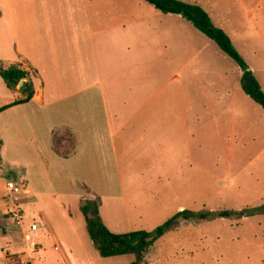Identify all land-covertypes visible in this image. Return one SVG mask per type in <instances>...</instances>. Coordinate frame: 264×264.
Masks as SVG:
<instances>
[{
    "label": "rangeland",
    "instance_id": "rangeland-1",
    "mask_svg": "<svg viewBox=\"0 0 264 264\" xmlns=\"http://www.w3.org/2000/svg\"><path fill=\"white\" fill-rule=\"evenodd\" d=\"M37 1L24 0L18 9L29 14L31 8H39L35 5ZM48 1L51 8L58 2ZM194 1L208 5L215 0ZM134 2L136 4L137 0ZM141 2L152 8L146 1ZM219 2V15L228 14L224 8H230L233 16L240 14L235 0ZM15 7L13 0H0L3 20L7 22L4 23L7 27L0 29V60L6 65L15 62L10 48L27 50L29 45L25 41L27 37L21 35L23 30L15 32L12 21ZM230 19L238 21L232 16ZM198 33L206 38L199 30ZM20 35L21 42L16 43L13 39ZM183 38L182 50L185 49ZM10 41L11 45H5ZM238 41L235 40L233 45L241 54V39ZM179 42L176 38V43ZM211 44L217 53L211 52L213 60L207 59L202 52L207 62L223 69L224 57H219L222 54L237 64L215 42ZM158 48V45L149 47L140 60L150 64L162 60L165 55L159 58L156 55ZM202 53L198 60L202 59ZM190 55L183 53L182 58L178 52L174 53L178 56L176 62L182 63H187ZM137 58L135 55V60ZM121 59L119 55L118 60ZM206 74L199 77H207ZM174 84V80L169 82L167 89H172ZM64 89L63 95L74 91H69L67 86ZM19 95L9 91L0 77V107ZM170 95L164 102L167 131H173L174 127L187 128L193 136L188 146L183 144L175 148L171 144L173 149L166 150L165 161H171L169 165L168 162L150 164L152 158L146 155L147 149L136 137V141L129 145L133 156L129 160L131 164L126 167L122 161L124 164L117 168L110 158L111 149L104 148V144L107 127L121 120L108 115L109 109L108 106L105 109L104 101L94 107L93 102L87 100L84 112L71 106V112L65 116L52 112V109L58 108L62 112L67 102H78L79 95L58 101L46 110H39L31 103L21 109L1 112L0 264H130L132 255L102 258L93 247L80 206L85 200L96 197L100 201L103 222L114 233L153 231L182 210L233 212L229 217L185 221L169 229L155 242L144 264H264V213L255 211L246 218L241 215L248 208L254 210L264 205V147L260 146L261 143L242 146L241 125H235V131L228 129L226 123L223 125L225 117L214 118L213 126L210 124L213 118L208 119L203 113L196 130H193L191 119L183 127L182 117L180 123L174 113L179 103H175L174 94ZM64 123L74 130L76 142L70 132L57 131L51 141L53 127L62 128L67 125ZM126 127L123 132L128 130L132 135L134 121L131 120ZM213 130L224 131V136L230 132V143L218 140ZM168 133L173 135L170 131ZM94 135L96 143L102 141V148H95L91 139ZM182 135L184 141L185 133ZM211 141L213 146L209 147ZM7 182L15 184L14 192L8 191ZM10 208L20 210L22 218L19 223L13 222L6 213ZM33 222L38 227L35 231L29 229Z\"/></svg>",
    "mask_w": 264,
    "mask_h": 264
},
{
    "label": "crops",
    "instance_id": "crops-1",
    "mask_svg": "<svg viewBox=\"0 0 264 264\" xmlns=\"http://www.w3.org/2000/svg\"><path fill=\"white\" fill-rule=\"evenodd\" d=\"M23 1L13 0L16 7L12 21L15 32L23 30L20 34L27 37L25 41L29 45L27 50L13 47L10 51L15 62H21L26 69L36 72L33 77L35 94L29 102L14 105L2 112L11 108L21 109L23 105L31 103L39 110H46L54 107L58 101L79 95L78 102H67L62 112L58 108L52 109V112L65 116L74 107L84 112L87 100L93 102L94 107L104 101L105 109L107 106L109 109L108 115L121 120L107 127L104 144V148L111 149L110 158L117 168L124 164L122 161L126 167L131 164L129 160L133 156L129 145L136 141V137L147 149L146 155L152 158L150 164L168 162L166 164L169 165L171 161H165L166 150L173 149L171 144L175 148L183 144L188 146L193 136L187 128L168 129L173 135L167 131L164 102L172 96L170 94H174L175 103H179L174 113L180 118V123L182 117L183 127L191 119L193 130H196L203 113L208 119L213 118L210 121L213 126L214 118L225 117L223 125L226 123L228 129L235 131L234 126L241 125L242 146L261 143L260 146L264 147V109L256 108L258 104L241 89L242 69L222 54L219 57H224L223 69H217L212 62H207L202 52H205L207 59L214 60L211 54L215 52L211 44L213 41L202 38L198 30L180 15L161 13L153 6H145L141 0H137L136 4L134 0H58L54 8H51L48 0H38L35 5L39 8H31L29 14H23L18 9ZM190 1L207 12L213 24L222 29L233 44L238 38L241 39V45L238 43L241 56L264 93V0H235L240 11L235 16L230 14V8H224L228 11L227 15L218 14L221 10L218 6L220 0L208 5H204L203 1L201 4ZM231 16L238 21H232ZM4 23L7 24L0 10L1 30L7 27ZM21 35L13 40L21 42ZM182 37L184 50L181 48ZM176 38L179 43H176ZM5 42L1 41V44ZM11 42L5 45L9 46ZM156 45L159 46L156 55L159 58L165 55L162 60L151 64L140 60L149 47ZM175 52L181 54L182 58L183 53L191 54L190 59H187V63L176 62L178 56H174ZM200 53L202 59L198 60ZM119 55L122 57L120 61ZM205 72L207 77H199ZM173 80L174 86L167 89ZM65 86L69 91H74L63 95ZM131 120L134 121L132 135L128 130L123 132ZM63 126L53 127L51 141L53 133L57 131L70 132L76 142L72 127L68 124ZM138 132V136H135ZM223 132L213 130V135L222 142L226 140L230 143L231 133L227 132L224 136ZM91 139L95 148H102V141L96 143L95 135ZM233 140L236 143L235 135ZM212 146L211 141L209 147ZM256 153L261 155V152ZM241 215L243 218L247 216L243 212Z\"/></svg>",
    "mask_w": 264,
    "mask_h": 264
},
{
    "label": "trees",
    "instance_id": "trees-1",
    "mask_svg": "<svg viewBox=\"0 0 264 264\" xmlns=\"http://www.w3.org/2000/svg\"><path fill=\"white\" fill-rule=\"evenodd\" d=\"M161 13L178 14L190 22L197 30L202 32L230 58H232L243 73L240 78V86L243 92L255 103L264 109V93L259 82L253 73L248 69L243 57L235 49L230 37L220 28L216 27L208 13L198 4L184 0H144ZM32 72V73H31ZM36 72L26 69L21 62L4 64L0 60V77L6 88L12 93H20L11 103L0 107V112L18 104L29 102L34 94L33 77ZM23 81L21 87H18ZM2 142L0 140V152ZM0 153V162H1ZM100 201L96 197L94 200H85L80 206V211L84 216L85 228L98 255L102 258L116 257L122 255H132L130 264H144L145 257L154 246L155 242L162 237L169 229L176 227L181 222H200L208 217H229L232 211L224 210L219 212L210 211L208 213H195L182 210L175 216L169 218L162 225L153 231L137 230L126 233H114L104 224L99 212ZM258 211L264 213V205L256 209H246L245 215H251Z\"/></svg>",
    "mask_w": 264,
    "mask_h": 264
},
{
    "label": "built area",
    "instance_id": "built-area-1",
    "mask_svg": "<svg viewBox=\"0 0 264 264\" xmlns=\"http://www.w3.org/2000/svg\"><path fill=\"white\" fill-rule=\"evenodd\" d=\"M7 188L10 192H14L16 190V186L12 182H8ZM6 213L9 214L10 219L15 223H19L22 218V214H20V210L18 208H10ZM29 227L31 230H35L37 228L34 222L31 223ZM55 249H58V247Z\"/></svg>",
    "mask_w": 264,
    "mask_h": 264
},
{
    "label": "water",
    "instance_id": "water-1",
    "mask_svg": "<svg viewBox=\"0 0 264 264\" xmlns=\"http://www.w3.org/2000/svg\"><path fill=\"white\" fill-rule=\"evenodd\" d=\"M23 84V81H20L19 84H18V87H21Z\"/></svg>",
    "mask_w": 264,
    "mask_h": 264
}]
</instances>
